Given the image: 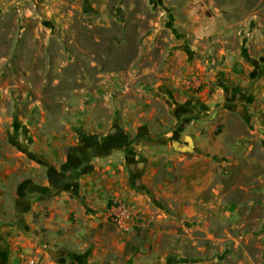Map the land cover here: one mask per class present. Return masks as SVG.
<instances>
[{"label":"rangeland","instance_id":"obj_1","mask_svg":"<svg viewBox=\"0 0 264 264\" xmlns=\"http://www.w3.org/2000/svg\"><path fill=\"white\" fill-rule=\"evenodd\" d=\"M107 144L137 156L133 167L83 170ZM49 180L72 201L78 191L82 219L96 213L82 229L70 213L80 245L60 243L59 228L51 250H93L98 264H264V0H0V227ZM113 199L150 224L110 225ZM6 248L0 264L44 260Z\"/></svg>","mask_w":264,"mask_h":264},{"label":"crops","instance_id":"obj_2","mask_svg":"<svg viewBox=\"0 0 264 264\" xmlns=\"http://www.w3.org/2000/svg\"><path fill=\"white\" fill-rule=\"evenodd\" d=\"M107 145L109 146L98 147V154L92 155L91 157H93V160L88 164L83 162L82 169L87 170L89 166L94 164L93 161L97 162L95 165H97L98 169H100L101 165L114 163L117 164L118 167H121V164L128 166V168L133 167L132 165L135 164L137 156L128 153L125 149L118 148L111 151V148L115 145ZM135 149L137 150V148ZM107 150L110 151L107 152ZM104 151H106L105 154ZM149 163L150 162L147 161L145 164L146 167ZM70 173H63L66 174V176L63 175L66 184H69L68 180H70L69 182H73L72 173ZM79 177L81 176H77L76 178ZM49 183L51 186L30 187L24 198L25 200L17 205V216L14 222L5 226L2 225L3 228L0 227V251H2L3 248L5 249L8 244L10 247L7 248L14 255H17L18 258L26 256V253L33 252V250L39 252L40 255L43 254L44 260H42L41 264H98L95 261V263H93V250H76L69 248L68 246H61L58 249L51 250L47 246V244L52 241V235L59 228L65 230V235L60 238V243H69L71 247L73 243H76V246L80 245V242L76 241L78 234L75 235L73 233L75 228H72L71 223L68 222V216L70 213L79 216V221L74 218L75 223L73 227L77 226L76 228L82 229V227H85L86 225H96V221L92 219L96 213L87 216V218L85 217V219L81 218V210L85 207L77 200V190L76 192H72V195H74V200L72 201L68 199L69 188H63L62 186L55 188L52 187L51 180H49ZM111 193L113 194L111 195ZM102 194H110L109 196H122L123 192L114 190L108 192L105 189H101L98 194H95V196H101ZM130 194L135 196L133 192H130ZM91 208H94L92 210H95L94 205H92ZM44 209H47V214H43ZM35 216L37 218H35ZM70 230L72 232H70ZM116 233L118 235L121 234L118 231H116ZM3 244H6V246ZM0 255H2V253H0ZM8 256L10 257V255ZM50 258L54 260L53 263L49 261Z\"/></svg>","mask_w":264,"mask_h":264},{"label":"built area","instance_id":"obj_3","mask_svg":"<svg viewBox=\"0 0 264 264\" xmlns=\"http://www.w3.org/2000/svg\"><path fill=\"white\" fill-rule=\"evenodd\" d=\"M104 217L110 225L123 232L145 228L150 224V220L135 204L120 199H113L106 206ZM33 263L34 261L30 260L29 264Z\"/></svg>","mask_w":264,"mask_h":264},{"label":"water","instance_id":"obj_4","mask_svg":"<svg viewBox=\"0 0 264 264\" xmlns=\"http://www.w3.org/2000/svg\"><path fill=\"white\" fill-rule=\"evenodd\" d=\"M185 139H186L187 144L191 145V140H190V138H189V137H186ZM180 151H181V152H188V151H190V148H189L188 146H184V147H182V148L180 149Z\"/></svg>","mask_w":264,"mask_h":264}]
</instances>
